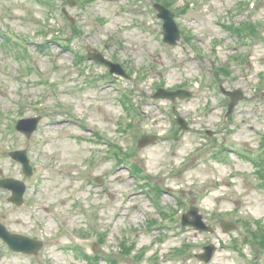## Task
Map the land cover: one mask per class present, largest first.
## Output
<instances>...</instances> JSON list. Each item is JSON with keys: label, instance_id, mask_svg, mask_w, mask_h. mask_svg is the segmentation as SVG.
Wrapping results in <instances>:
<instances>
[{"label": "rangeland", "instance_id": "rangeland-1", "mask_svg": "<svg viewBox=\"0 0 264 264\" xmlns=\"http://www.w3.org/2000/svg\"><path fill=\"white\" fill-rule=\"evenodd\" d=\"M166 1L182 32L174 47L163 42L154 0H78L73 7L67 0H0V179L26 184L21 206L0 189V222L44 242L35 256L0 240V264H88L75 245L104 258L99 264H205L196 255L209 244L217 251L208 264H264V245L255 239L264 229V174L245 159L264 151V0L253 12L249 0ZM64 6L79 27L70 40ZM247 22L255 25L250 31L241 25ZM90 50L120 63L128 77L77 62ZM159 87L192 96L153 99ZM222 87L243 93L229 117ZM38 114L30 139L15 130L21 116ZM135 114L137 139L156 136L144 147L123 133ZM179 115L190 130L179 129ZM20 150H28L31 177L9 155ZM192 207L212 233L174 220L164 226L163 215ZM155 221L162 225L151 230ZM226 223L233 226L227 232ZM85 234H101L103 242L78 238ZM123 240L132 252L122 250Z\"/></svg>", "mask_w": 264, "mask_h": 264}, {"label": "water", "instance_id": "water-1", "mask_svg": "<svg viewBox=\"0 0 264 264\" xmlns=\"http://www.w3.org/2000/svg\"><path fill=\"white\" fill-rule=\"evenodd\" d=\"M156 8L159 10V17L164 20V36L165 41L171 45H176L177 40L180 39V31L178 26L174 20V14L166 9L163 6L156 5ZM102 62L107 64L110 67H113L112 63L105 61L103 58H99ZM163 92V91H162ZM176 96H180L181 98L185 97L183 92H175V93H167L163 92V97H170L171 99H175ZM235 101L232 103V107L234 106ZM39 118H31L19 121L17 124V129L21 132H24L28 137L35 131L37 127V123ZM12 157L23 164L24 170L27 174L32 173V169L29 165V161L26 156V152L18 151L13 152ZM0 186L6 189H10L13 191L12 201L15 203L20 204L22 202V196L25 191V184L21 181L8 179L0 181ZM193 216L194 219L192 221L189 220V217ZM184 224L192 225L197 229L201 230H210L208 226L202 220V216L198 214V210L193 208L190 212L185 216ZM0 237L14 250L17 252H24V253H37L39 249L43 247V243L41 241H37L31 239L29 237L20 236L16 234H12L7 230V228L0 223ZM208 254L201 256L202 259L208 261L212 253L214 252L215 248L210 246L207 248Z\"/></svg>", "mask_w": 264, "mask_h": 264}, {"label": "trees", "instance_id": "trees-1", "mask_svg": "<svg viewBox=\"0 0 264 264\" xmlns=\"http://www.w3.org/2000/svg\"><path fill=\"white\" fill-rule=\"evenodd\" d=\"M248 26H251V27H252V26H255V25H254V24H250V25H248ZM235 32L239 33L240 36L242 35V33H241L240 30H235ZM257 236H261L262 238H264V229L261 228V229L259 230V232L257 233ZM261 245H264V243L261 244ZM75 250H76V251H79V250L76 249V248H75ZM79 252H81V251H79Z\"/></svg>", "mask_w": 264, "mask_h": 264}]
</instances>
